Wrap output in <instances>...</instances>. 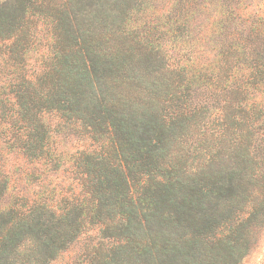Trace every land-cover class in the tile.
<instances>
[{
    "label": "trees",
    "instance_id": "16d2710c",
    "mask_svg": "<svg viewBox=\"0 0 264 264\" xmlns=\"http://www.w3.org/2000/svg\"><path fill=\"white\" fill-rule=\"evenodd\" d=\"M60 134L90 148L66 162ZM18 173L34 190L8 201ZM256 186L264 0L0 3V264H54L89 228L86 264H239L264 218Z\"/></svg>",
    "mask_w": 264,
    "mask_h": 264
},
{
    "label": "rangeland",
    "instance_id": "374dc122",
    "mask_svg": "<svg viewBox=\"0 0 264 264\" xmlns=\"http://www.w3.org/2000/svg\"><path fill=\"white\" fill-rule=\"evenodd\" d=\"M6 0H0V3L4 2ZM153 8H161V5L159 6H153ZM153 13L152 8L148 9L147 14H142L139 15L137 17L138 21L136 24H133L132 27L136 28L137 26H140V24L144 21H149L148 18L149 16H151V14ZM145 26V25H144ZM40 42L42 43V47L38 48V51L33 53L30 58H31V62L34 64L36 61L39 62L40 60V55H42L44 53V47L47 44V41L44 39L43 37L40 38ZM173 49H169L168 50V55L171 58H175L177 57V54L180 53V47L176 44L172 42ZM188 50H192V48H189ZM206 51L208 49H205ZM192 52V51H190ZM202 94V98L203 96H207ZM260 98V94L259 93H254L252 92V94L249 95V100L251 99H258ZM256 114H260V112H256ZM212 119L211 121H209V125L207 126L208 130L211 132L214 131H218L219 130H214V129H219V127H221V125L226 124L227 120L224 121H220V119L222 120V117H220L221 113L219 111H214L212 113ZM252 116H250V120ZM215 123V124H214ZM251 125V122H248ZM53 125V124H52ZM245 129V127H244ZM226 138H229L228 136H224L223 140H226ZM192 140H194V137L192 138ZM90 142L86 139V138H75V137H68L65 134H60L54 142V148L55 150L58 151V153L60 155L63 156V159L67 162L69 160V156L74 154L75 150H86L90 148ZM209 146V144L207 145V147ZM204 147V148H207ZM244 147H247V144H244ZM194 152V148L191 149V153L193 154ZM200 152V151H199ZM197 151L196 154L192 155V159L189 162V165L191 166L190 169H194L197 168L199 166V162L201 161V153H199ZM203 152V150H202ZM200 156V158H198ZM14 164V163H11ZM16 169H10V167H7L6 172H10L11 175L16 172ZM20 174V173H18ZM18 178L21 180H17V182L15 184H12L10 187V192L8 194V201H11L17 194H19V192H32L34 190L33 187L29 186V184H27L25 182V179L22 178V174L17 175ZM69 177H71L69 174L68 176L66 175V177H61V175L58 176L57 179H55V176H51L50 180H53L54 183H57V186H70L71 182L69 181ZM17 178V179H18ZM256 187H261L264 188V186H256ZM248 228V233L246 234V238L244 239V242L247 241V245H248V255L239 263V264H264V218H262L261 220H258L257 222L252 221L251 224L249 225ZM99 231L97 229H88L87 233L81 237V239L76 242L73 246H71L69 248V250L66 253H63L58 260L54 263V264H86L85 262H88V260L86 259L88 257L89 251H91L92 247L95 246V244L97 243V236H98ZM87 260V261H86Z\"/></svg>",
    "mask_w": 264,
    "mask_h": 264
}]
</instances>
